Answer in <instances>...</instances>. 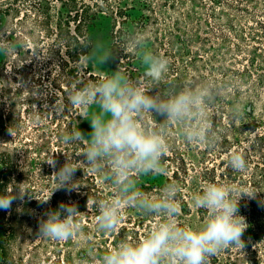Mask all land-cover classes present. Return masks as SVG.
I'll use <instances>...</instances> for the list:
<instances>
[{"label": "trees", "instance_id": "1", "mask_svg": "<svg viewBox=\"0 0 264 264\" xmlns=\"http://www.w3.org/2000/svg\"><path fill=\"white\" fill-rule=\"evenodd\" d=\"M64 5L66 28L57 56L60 66L67 64L65 55L79 66L72 76L74 86L101 79L82 69L81 61L90 53L91 34L102 16L111 21L109 39L114 64L131 80L151 86L145 79V70L141 69L143 65L127 43L130 33L143 32L148 36V49L169 61L166 79L159 86L161 90L166 83L183 85L189 81L212 82L223 87L220 100L209 112L220 137L215 148L184 142L177 126L172 125L168 129L169 151L164 157L169 170L167 176L138 177V184L150 197H158L166 183L179 184L177 221L181 225H185L182 217L191 213L192 194L206 183L254 190L257 198H244L239 206L248 225L243 235L245 247L223 250L210 257L208 264H264V0H65ZM8 12V6L0 8V14L8 15ZM42 22L41 29L48 38L53 33L61 35L63 24L58 22L52 29L47 12ZM70 22L72 29H69ZM61 49L65 50L60 57ZM184 76L187 79L182 81ZM4 83L0 72V193L18 195L20 189L27 193L23 199L14 200L9 209H0V264L34 262V246L29 243L38 233V219L28 213L25 201L33 192L32 163L35 159L42 160L41 149L46 148L42 152L49 153L52 144L59 150L56 154L63 151L70 154L82 168L74 176L80 186L76 196L81 195L76 205L81 212L91 215H82L78 221L86 245L80 258L85 263L96 264L97 259L120 240L142 238L160 218L141 216L131 208L124 209L114 233L102 234L96 230L98 212L91 202L110 198L113 190L80 163L83 156L79 154L85 150L84 145H65L60 139L63 134L72 132L73 120L80 119L81 108L69 100L71 82L63 81L57 87L58 93H51L48 106L39 107L38 120H46L47 126L36 135L38 123H33L35 139L27 132L26 122L15 114ZM58 96H61V110L52 106ZM234 112H238V118H233ZM145 121L156 123L147 115ZM9 128L14 136L9 134ZM25 134L29 135L24 137L26 140L22 139ZM234 150L245 156L246 171L236 172L228 166L227 158ZM42 168L49 185L52 169L48 164ZM153 176L161 177V182L153 180ZM197 213L202 220L207 215L203 209H197Z\"/></svg>", "mask_w": 264, "mask_h": 264}, {"label": "clouds", "instance_id": "2", "mask_svg": "<svg viewBox=\"0 0 264 264\" xmlns=\"http://www.w3.org/2000/svg\"><path fill=\"white\" fill-rule=\"evenodd\" d=\"M128 47L145 68V79L150 87L131 80L118 69L94 82L74 86L69 93L72 105L97 111L86 115L91 132L86 138L77 127L60 139L65 144H82L85 150L80 163L99 175L109 185L113 194L108 199L92 201L98 212L96 230L114 233L121 223L125 208H131L144 217L160 218L139 240H120L106 250L96 264H208L209 258L229 248L245 247L246 218L240 214V201L256 199L252 189L209 182L191 196L193 207L203 209L207 215L196 227L181 225L177 221L180 208L177 195L181 187L176 182L164 185L158 197H150L140 190L138 177L167 176L164 157L169 151L168 129L177 126L181 138L188 144H204L210 149L220 142L209 112L220 100L222 86L212 82H185L183 85L166 83L169 61L148 49V36L143 32L130 33ZM6 39L0 37V53L14 51ZM113 58L102 43H97L87 60L103 64ZM151 116L155 124L145 121ZM238 118V112L233 113ZM9 134L14 132L9 128ZM68 157V156H67ZM52 169L54 191L72 192L80 187L74 180L75 172L82 169L67 161L57 169L54 155L45 161ZM228 166L236 172L248 168L245 156L238 150L227 158ZM20 189V188H19ZM19 194L0 193V209H9ZM51 194V195H52ZM39 200L41 204L50 200ZM89 200H87L88 210ZM81 212L75 203L61 202L57 209L49 210L38 221V238L67 241L82 229Z\"/></svg>", "mask_w": 264, "mask_h": 264}, {"label": "rangeland", "instance_id": "3", "mask_svg": "<svg viewBox=\"0 0 264 264\" xmlns=\"http://www.w3.org/2000/svg\"><path fill=\"white\" fill-rule=\"evenodd\" d=\"M49 1V5H47ZM65 0H0V8L3 10L7 6L9 7L8 15L0 14V37L6 39L11 45H14L15 50L11 53L4 55L0 53V72L1 79L5 82L7 89L9 90L8 98L14 105L15 114L22 117L26 122L30 137L35 136V132L32 127L33 123H38L37 134L45 129L47 121L38 120L39 107L48 106L51 93L57 91V87L63 84V81H70L71 88H73V78L75 71L79 69L76 62H73L70 58H67V64L60 66L59 57L57 56V48L60 41L63 40L64 29L66 25V12L67 8L64 5ZM49 8V10H46ZM46 12L49 16V26L54 29L56 23L61 22V35L57 36L53 33L49 35V38L45 32L41 29L42 20H44ZM73 28L72 22L69 24V29ZM110 32H111V21L109 18H101L96 22L91 34V49L93 51L97 43H102L107 51H110ZM67 37V36H65ZM57 38V40H56ZM63 50H59L60 57L63 55ZM111 52V51H110ZM59 65V66H58ZM82 69L92 73L95 76L103 77L105 73L110 74L115 72L118 67L114 64V57L109 59L107 62L93 63L89 62L87 58L81 61ZM63 68V71L61 70ZM81 69V68H80ZM145 70L144 66L141 67ZM187 77L181 78L182 81L186 80ZM51 84V86L49 85ZM49 85V88L46 86ZM52 106L61 110V96L54 101ZM95 105L89 109L81 108L80 119L73 120L72 129L79 128L86 138L89 137L91 132L90 122L85 119L86 115L91 112L97 111ZM46 130V129H45ZM27 133V134H29ZM23 135L29 137V135ZM33 135V136H32ZM46 149V148H45ZM45 149H41L39 159H35L32 163L33 171L30 173L33 180L31 198L26 199L25 204L27 205L28 213L35 215L38 221L44 217V214L49 210L57 209L61 202L64 203H75L76 200L81 196H76V190L72 192H66L64 190L54 191V181L48 185L46 177L43 174L42 166L46 165V160L54 155L57 160V169L64 165L69 157L71 163L77 164L70 154L59 152L57 147L52 144L49 153L42 152ZM38 151V148H37ZM35 157L36 153L33 154ZM68 156V157H67ZM34 157V158H35ZM52 169V168H51ZM53 172V169H52ZM51 172V174H52ZM97 180L100 182L101 177L94 173ZM153 180L161 182V177H152ZM52 194V195H51ZM51 196L47 203L41 204L39 200H45ZM83 216H90L86 214ZM92 217V216H91ZM83 218L82 220H84ZM92 220L95 218L92 217ZM202 219L197 213V209L193 207L191 213L185 217H182V222L186 226L196 227L202 223ZM38 225V224H37ZM32 245L33 250V264H66L67 260L69 264H89L85 263L81 258L80 254L86 249L85 235L80 233L74 236L72 239L67 241H53L43 238H38V233L32 236V240L29 246ZM27 258V256L25 257ZM91 264V263H90Z\"/></svg>", "mask_w": 264, "mask_h": 264}]
</instances>
